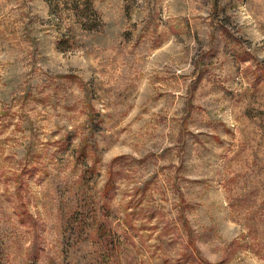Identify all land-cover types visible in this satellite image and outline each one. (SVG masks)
<instances>
[{
	"label": "rangeland",
	"instance_id": "374dc122",
	"mask_svg": "<svg viewBox=\"0 0 264 264\" xmlns=\"http://www.w3.org/2000/svg\"><path fill=\"white\" fill-rule=\"evenodd\" d=\"M0 264H264V0H0Z\"/></svg>",
	"mask_w": 264,
	"mask_h": 264
},
{
	"label": "trees",
	"instance_id": "16d2710c",
	"mask_svg": "<svg viewBox=\"0 0 264 264\" xmlns=\"http://www.w3.org/2000/svg\"><path fill=\"white\" fill-rule=\"evenodd\" d=\"M111 181L106 185L105 195L108 196L110 194V191L112 190Z\"/></svg>",
	"mask_w": 264,
	"mask_h": 264
}]
</instances>
